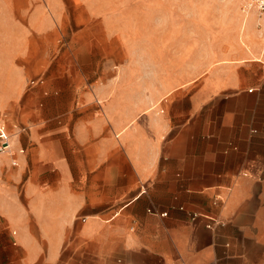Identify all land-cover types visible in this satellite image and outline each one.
Returning <instances> with one entry per match:
<instances>
[{"label": "crops", "instance_id": "0c3cea01", "mask_svg": "<svg viewBox=\"0 0 264 264\" xmlns=\"http://www.w3.org/2000/svg\"><path fill=\"white\" fill-rule=\"evenodd\" d=\"M30 3L0 0L18 74L26 38L63 4ZM82 14L72 63L35 92L45 121L32 136L18 125L16 164L0 155V264H264L259 52L204 77L122 62L121 37Z\"/></svg>", "mask_w": 264, "mask_h": 264}, {"label": "rangeland", "instance_id": "374dc122", "mask_svg": "<svg viewBox=\"0 0 264 264\" xmlns=\"http://www.w3.org/2000/svg\"><path fill=\"white\" fill-rule=\"evenodd\" d=\"M30 1L33 0H27V4H31ZM62 2L65 4L58 8L55 20L49 25L41 24L37 32L33 31L37 36L26 38V53L20 56L26 65H23L25 69L20 74L12 69L13 63L17 62L18 56L12 55V52L18 40L0 38V108L8 114L9 130L13 133L16 148L19 144L17 139L22 136V133L17 135L18 125H24L26 133L32 136L35 125L45 121L38 115L37 91L41 85L58 78L61 72L55 70V65L71 64L73 49L81 46V35L74 33L84 24L83 5L92 14L102 16V24L107 31L121 37L122 62L151 65L162 63L166 58L170 59L171 65L186 64L187 73L196 72L197 77L217 70L224 71L236 60L255 57L264 36L257 18L262 14L255 9H246L245 0ZM26 27L31 29L28 21ZM90 42L95 44L97 39L91 38ZM3 47H9L11 53L2 51ZM7 59L11 69L3 72V63ZM37 76L43 79L41 84L32 82ZM26 174L25 168L21 179Z\"/></svg>", "mask_w": 264, "mask_h": 264}, {"label": "built area", "instance_id": "2783aa9c", "mask_svg": "<svg viewBox=\"0 0 264 264\" xmlns=\"http://www.w3.org/2000/svg\"><path fill=\"white\" fill-rule=\"evenodd\" d=\"M246 9H255L259 14H264V0H245ZM259 56L261 62L264 63V36L261 41ZM22 148H16L13 145V133L8 128L6 113L0 108V155L5 154L9 157L11 164H16L14 154L21 153ZM146 211L153 213L154 210L147 208ZM158 215L164 216L165 212H158ZM190 219H193L196 214L191 213Z\"/></svg>", "mask_w": 264, "mask_h": 264}, {"label": "bare ground", "instance_id": "6f19581e", "mask_svg": "<svg viewBox=\"0 0 264 264\" xmlns=\"http://www.w3.org/2000/svg\"><path fill=\"white\" fill-rule=\"evenodd\" d=\"M257 18H258V20H259V17L257 16ZM259 24V23H258ZM258 24H256V25H258Z\"/></svg>", "mask_w": 264, "mask_h": 264}]
</instances>
